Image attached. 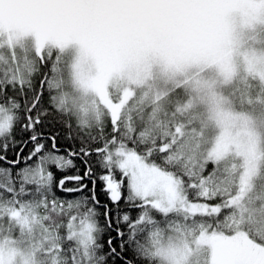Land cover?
<instances>
[{
  "label": "rangeland",
  "instance_id": "rangeland-1",
  "mask_svg": "<svg viewBox=\"0 0 264 264\" xmlns=\"http://www.w3.org/2000/svg\"><path fill=\"white\" fill-rule=\"evenodd\" d=\"M46 50L67 64L57 81L59 102L84 120L100 118L105 109L116 119L129 102L151 103V114L162 115L167 104L184 95L180 106L174 103L175 122L181 124L180 116L188 113L200 115L207 157L240 162L239 190L225 205L230 207L224 231L220 223L212 228L192 223L198 216L219 214L223 206L189 201L181 180L147 156L121 143L106 147L108 162L125 174L132 196L161 213L184 216L154 234L152 252L159 262L259 264L264 224L255 225L261 241L244 226L260 218L255 213L259 198L252 193L264 162V113L236 110L230 94L248 77L264 83V0H0V76L22 82L30 60ZM12 119L0 107V136ZM41 173L28 177L42 178ZM107 183L118 191L111 174ZM260 205L264 210V202ZM26 212L13 208L7 214L11 222L34 230L35 217ZM6 223L0 218V264H57L51 250L47 257L38 254L9 234ZM96 230L90 217L70 224L84 264Z\"/></svg>",
  "mask_w": 264,
  "mask_h": 264
},
{
  "label": "trees",
  "instance_id": "trees-1",
  "mask_svg": "<svg viewBox=\"0 0 264 264\" xmlns=\"http://www.w3.org/2000/svg\"><path fill=\"white\" fill-rule=\"evenodd\" d=\"M29 63L21 73L22 82H8L0 76V107L13 118L9 130L0 136V218L7 221L9 234L26 246L33 245L42 256L51 250L57 264H84L78 259L80 247L70 235V224L90 217L97 233L87 264H161L152 252L153 237L184 216L161 213L132 196L125 174L106 158V147L115 142L179 178L189 201L223 206L219 214L198 216L192 223L203 222L210 228L220 223V229L226 230L223 218L230 205H225L238 193L242 167L232 157L219 161L207 157L200 115L188 113L180 116L181 124L175 122L178 109L173 106L175 102L180 106L184 95L167 104L162 115L151 114V103L132 106L129 102L116 119L105 109L100 118L84 120L58 99L57 81L64 76L65 59L46 50ZM230 96L236 110L264 113L260 78L248 77ZM38 170L42 178L28 177ZM260 170L252 193L259 198L255 213L260 218L244 228L261 241L256 226L264 224L260 205L264 202V162ZM108 174L117 181L118 191L108 187ZM13 208L24 213L30 210L34 230L9 220L7 212ZM227 231H232L231 226ZM31 232L36 234L34 242L26 240ZM256 256L264 264V257Z\"/></svg>",
  "mask_w": 264,
  "mask_h": 264
},
{
  "label": "water",
  "instance_id": "water-1",
  "mask_svg": "<svg viewBox=\"0 0 264 264\" xmlns=\"http://www.w3.org/2000/svg\"><path fill=\"white\" fill-rule=\"evenodd\" d=\"M218 250V249H217Z\"/></svg>",
  "mask_w": 264,
  "mask_h": 264
}]
</instances>
